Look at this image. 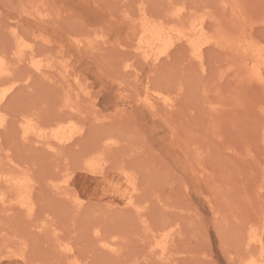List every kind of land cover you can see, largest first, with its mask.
Instances as JSON below:
<instances>
[{
  "label": "rangeland",
  "instance_id": "rangeland-1",
  "mask_svg": "<svg viewBox=\"0 0 264 264\" xmlns=\"http://www.w3.org/2000/svg\"><path fill=\"white\" fill-rule=\"evenodd\" d=\"M180 7L185 19H207L213 31L218 23L231 31L253 25L264 42V0H0V56L18 81L3 105L0 169L17 165L16 173L29 174L36 204L32 214L0 205V264H16L6 259L9 251L25 254L19 264H167L150 246L152 235L171 224L177 234L170 246L175 260L168 264L245 262L251 226L264 231V86L239 69L237 58L214 47L205 50L204 69L181 45L155 68L135 57L129 22L142 10L157 18ZM39 11L49 19L28 17ZM96 31L108 47L92 53L71 46L76 35L93 38ZM21 37L40 58L58 68L69 65L70 81L58 71L51 80L40 77L21 62L16 49L12 53ZM125 60L140 80L134 70L126 73ZM145 82L173 95L175 109L159 106L152 114L141 106ZM26 115L49 130L73 119L82 133L52 154L22 140ZM107 138L116 144L105 148ZM94 149L107 162L103 176L83 171ZM122 169L136 175L142 217L123 207L119 190L128 185ZM66 173L73 176L71 195L84 200L80 209L53 187ZM99 237L115 238L119 252L104 250ZM62 243L71 245V256ZM251 250L264 255L263 248Z\"/></svg>",
  "mask_w": 264,
  "mask_h": 264
},
{
  "label": "bare ground",
  "instance_id": "bare-ground-1",
  "mask_svg": "<svg viewBox=\"0 0 264 264\" xmlns=\"http://www.w3.org/2000/svg\"><path fill=\"white\" fill-rule=\"evenodd\" d=\"M28 17L37 20L41 19L42 22H44L47 17L49 19V16L46 14L44 15V13H41V11L30 13ZM185 18L187 17H185L184 7L174 10L168 16L157 18L149 16L145 10H142L139 19L131 20L129 22L130 32L128 33H130L131 38L129 45L133 48L134 56L141 58V60L144 61L143 63L155 68L165 60L171 58L173 49H176L178 45H181L184 46L185 50L189 52L190 62L192 61L204 69L206 62L205 50L207 47H214V49H221L231 57L237 58L240 62L239 69L242 68V71H249L250 77H252L251 79L261 83L264 86V42L256 39L252 33V29L254 28L253 25H242L238 30L231 31L228 30V28L226 29L225 27H222L223 25L219 26L218 23L217 30L213 31L210 29V25H208L210 23L207 22V19H197V17L196 19H194L195 17L192 19ZM250 22L251 21H249V23ZM96 34L97 35H95L93 38L83 35H76L75 38L70 40V44L75 50L79 52L88 51L92 53H98L99 51L103 50L105 45L108 44V40H105V34L100 35L98 32ZM15 35L18 36L17 34ZM38 38L43 40V42L49 43V41L45 40V38L42 36H39ZM23 40L24 39H22V37L18 39L16 38V44L14 45L16 48L12 49V53L13 50L16 49L13 54L18 56L21 62H28L31 70L40 77L51 80L52 74L55 71H58L57 74L61 77L63 82L70 81L72 74L70 73L68 67L69 65L67 66L65 63V65L62 64L61 66L60 64V68H58V66H56L57 64L55 65V61L50 58H40L38 53L35 51L34 45L30 42H26L25 40L24 41L27 44L23 43ZM112 43L114 44V41ZM121 46L124 45L121 44ZM7 62L8 61H6L5 57L0 56V130L7 124V115L3 113V105L11 92H13L18 85V81H14L13 79V69ZM230 69L231 68H229V70ZM124 70L127 73V71L133 72V70L136 72L137 69H134V64L129 60L124 64ZM239 71L237 70V72ZM137 72L134 73V75L137 77L136 80H140L138 75L139 72ZM29 80L30 77L26 76L25 82ZM74 80H76V78H74ZM7 83H9V86L5 87ZM138 98L139 104L148 109L149 113L152 114H154L159 106H164L170 109H175L176 107L175 97L173 95L168 94L163 90L153 88L152 85H149V82L144 83L142 91L138 94ZM213 109L217 110L216 107ZM97 119L100 120V118ZM20 122L22 140L24 142H32L37 146L45 148L52 154H58L62 148L72 144L74 142L75 135L81 134L83 129V127L75 126L76 124L74 125L73 119L58 121L55 127H53L51 130L43 128L39 122L31 116H23ZM114 144L116 143L112 138H107L104 141L105 148H109ZM102 152L103 151L94 149L93 152L88 154L87 159L84 158V172L94 176H103L104 173H106L105 164H107V162L103 158ZM84 157H86V155ZM9 160L11 161V159ZM14 166L17 165H11V168H14L13 171H15V169L17 170V167ZM13 171H10L9 169L3 170V168L0 169V205L2 207H6L5 212L12 211L13 205H17L20 210L27 212V214H32L35 212L36 205L33 198L35 184L33 182V178L27 173H20L19 170L17 173L16 171ZM121 174L126 178V183L128 185L124 189L119 190L121 191V196L123 198V207L125 209L134 211L140 215V217H142L145 207L142 206L136 199V196L139 192V184H137V179L135 177L136 175L134 176L127 170H123ZM72 177V173L64 174L61 178L62 180L54 182L53 187L60 195L72 199L76 207L80 209L83 206L84 200L78 194L74 196L71 195L70 187ZM3 188L14 192L15 197L13 198L12 194L9 195L7 192L1 191ZM98 231L97 234L99 235ZM176 231L175 224H171L152 235L153 239L150 246L151 253H154L163 263L168 264L175 260L170 246L175 238ZM261 231H258L256 228L252 230L251 226V232L250 235H248L249 237L246 243V251L248 255L245 259V262L242 264H264V255L258 257L256 254V257L250 254L252 253L251 249L253 248H263L264 250V236L262 235ZM99 238L104 250L114 254L119 252L117 250L118 244L115 238L112 240L102 239L101 237ZM70 246L71 245L69 244L62 243L59 247L66 254V256H71L73 252ZM10 252H13L12 254L14 255H11ZM8 253L10 255L8 256L7 254L6 259L13 260V263L19 264L18 260L26 262V259L24 258L25 254L24 256L18 255V252L14 251H9ZM15 253H17V255H15ZM19 253L22 254L23 252Z\"/></svg>",
  "mask_w": 264,
  "mask_h": 264
}]
</instances>
